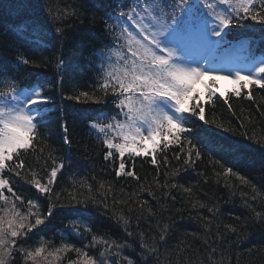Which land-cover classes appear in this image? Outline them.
Listing matches in <instances>:
<instances>
[{
	"label": "snow or ice",
	"instance_id": "1",
	"mask_svg": "<svg viewBox=\"0 0 264 264\" xmlns=\"http://www.w3.org/2000/svg\"><path fill=\"white\" fill-rule=\"evenodd\" d=\"M30 8L45 20L26 16L30 23L20 20L8 30L0 28L5 36L12 32L35 37L40 56L36 59L17 49L10 65H0V264H175L169 241L174 238L176 216L183 219L186 209L195 213L190 218L199 220V228L186 234L179 251L186 255L193 248L202 249L201 264H230L226 252L247 237L246 229L264 230V137L258 138L254 130L239 133L230 125L209 120L207 111L222 99L235 114L231 97L255 102L254 91L264 92V49H260L264 27L259 44L254 38L233 36L235 30L264 26V0H111L107 5L95 0H76L72 5L57 0L55 7L53 0H36L35 5L0 0V12L26 13ZM82 17L103 26V40L93 50L95 82L88 91L62 98L104 106L88 117L87 128L100 145L104 167L111 168L116 180L136 181L138 191L127 199L116 198L115 185L97 181L96 176H92L98 183L95 190L87 180L77 181L75 173L69 177L70 188L59 184L66 164L65 156L56 155L49 143L56 131L48 119L50 107L61 115L57 125L66 152L74 141L68 113L55 105L50 92L54 87L65 92L64 81L69 77L62 48L68 21L83 23ZM49 38L61 45L56 84L22 83V66H48L43 52ZM219 79L231 82L230 93L217 91ZM196 120L202 123L197 125ZM205 126L251 141L248 147L260 154L259 187L242 171L250 155L247 149L238 141L209 139ZM205 158L218 186L223 181L230 196L240 191L246 215L225 221L218 202L200 199L198 185L180 183L182 174L194 171ZM137 161L154 170L147 187L141 183ZM199 175L205 184L210 182L205 173ZM106 183L108 190L98 199L95 192L105 189ZM22 185H29L38 195H26ZM145 192L158 207L142 199ZM64 209L72 210L75 218L68 220L60 243L55 236L44 239L40 234ZM101 209L105 215L111 213L123 236L93 231L83 213ZM163 212L172 214L165 218ZM150 219L155 223H149ZM141 222L147 227L142 228ZM34 236L40 238L34 241ZM189 236L192 243L186 242Z\"/></svg>",
	"mask_w": 264,
	"mask_h": 264
},
{
	"label": "trees",
	"instance_id": "2",
	"mask_svg": "<svg viewBox=\"0 0 264 264\" xmlns=\"http://www.w3.org/2000/svg\"><path fill=\"white\" fill-rule=\"evenodd\" d=\"M14 1H17V2H14ZM4 2L5 3L12 2V3L24 4V5L29 4L27 0H6ZM63 2L66 4L72 5L76 3V0H63ZM95 2L98 4L106 5L110 3L111 0H95ZM53 6L54 7L57 6V0H53ZM28 10L30 13L31 11H35L33 8H30ZM20 12H21L20 10H15L11 12H0V28H3V29L8 28V27L12 28V26L14 25V20L17 19L16 17L12 16V13H15L16 15H18ZM45 18L46 17L43 14H41L40 21H44ZM82 19L84 21L83 23H81L80 20H77V19H71L68 21L69 28L67 29V37L64 42L67 43L68 46H70L71 48H75L76 46L82 47L83 45L85 46L86 44H88L87 46H90L92 48L93 46L97 45L100 42V39L103 37L102 35L103 26L101 23L92 24L89 22L88 17H82ZM248 23L251 24L252 22H248ZM262 27L264 26L254 25L252 28L235 30L233 34L243 33L244 35L254 36V35L261 34ZM4 34L5 33L0 32V44L8 45L9 43L7 40H5ZM84 48L85 47H83V49ZM43 55L45 57L51 58V62H52L51 66L55 67L56 57L54 56V54L52 56V55H49V52L47 53L43 52ZM69 60H72L73 62L72 64L74 65H76L74 61H77L79 63L80 70L82 72L80 73L79 70L75 69V71L73 72V75L69 76L71 86L65 88V92H63V94L65 95V94H71L75 91L90 90L92 86L90 84V82H92V78H90V74H91L90 67L92 65L93 52H89L88 50L84 49V52L81 55H72L68 59H65L66 65L70 66V64H68ZM36 69H33V68L31 69L29 80L32 78L34 79L36 77L37 75L36 72H38ZM41 71H44V72L50 71L49 65L46 68H42ZM55 89L56 88L54 87L52 94L55 92ZM254 96L256 97L255 102L249 101L247 99H239V98L231 97L230 103L232 105V108L234 109L235 114H233L232 111H229L228 106L224 104L222 99H218L216 102L215 108H210L207 111V118L210 120L215 119L217 123H224L226 126L230 125L233 129H237L239 133H243L247 129L249 130V134H252L254 130L255 135L259 138V136L264 135V115H262V113H264V99L261 98L262 96H264V92H261V90L256 89L254 91ZM71 104L73 103L71 102ZM90 105L91 104L78 103V105H75V107L73 108L74 110L72 112H68V124L70 126L69 130L72 135V139L74 141L70 152H66V146L62 144L61 131L59 130L58 125H57V121L59 120L57 119L54 123L51 124V126L56 131H55V134L51 137L49 143L51 144L53 148L57 150L55 153L56 155L65 156L66 169L64 171L63 176L59 179V184L62 187L70 188L72 184V180L69 179V177H71L73 173H75L76 174L75 178L77 181L87 180L88 182L93 184V187L95 190V188L98 187V183L96 181H92V176H96L97 181L99 180L110 181L114 185H116V188L114 187V190H113V195H115L116 198L127 199L128 194H130L133 191L129 189L130 187L123 188L116 184L115 182L116 180H115L114 174H112L111 168L104 167L105 162L103 161L102 155L100 154L101 153L100 145L97 144L92 139H90L89 136L87 135L86 121L85 119L82 118V114H84L82 112H84L83 106H90ZM196 122L198 125L201 124V122L198 120H196ZM242 123L245 125V127H241ZM205 127L207 128L208 133L211 134L209 139L213 137L217 142L227 141L229 143H233V142H237V141L241 142L242 140H245L242 135L232 136L231 133L223 132L216 127H208V126H205ZM221 133H223L224 136ZM68 155H71V157L73 158L69 159ZM69 163L71 164V167H67ZM138 165H140V167L142 166L141 163ZM259 166L260 165L253 166V167L249 165L244 166L246 170L253 172V175L255 174L257 178L255 179L257 186L258 185L260 186V179H259L260 176L258 174ZM195 170L200 173L203 172L209 177V180H210L209 184H212V186L207 187L208 195L210 196L211 200H212V197L214 198L212 202H218L221 205V209L224 212L223 219L225 221H231L227 217L228 215H230L229 212L227 211L230 210L229 205H233V206L235 205L234 203L235 200H233L234 199L233 196H230V190L225 189L223 187V181H221V184L219 185L221 189L218 191L215 189V188L218 189V187H215L218 185L214 182L215 177L212 175V169H209L205 161H202L201 163H199L196 166ZM142 172L144 174L142 176V180H144V177H147V181L145 185V187H147L148 182L151 181L153 178L154 170L153 168H147L146 170ZM183 176L184 174H182V177ZM187 179L193 180L191 178H187ZM202 179L204 180V178ZM129 181H132V180L129 179L128 182ZM22 190L25 191V194L30 197H32L33 195H38L37 193H35L34 189H30L29 185H22ZM107 190H108V184L106 183L105 189L101 190L100 192H95L97 198L102 199L103 193L107 192ZM236 191L238 192L237 198L241 199L240 191L239 190H236ZM243 191H249V189L247 187H243ZM142 194L144 193H141V196ZM199 195H200V190H199ZM159 196H160V193H157L158 198ZM41 199L43 200V198ZM227 199L229 202L228 204H226L225 202ZM108 203H109V207H111L112 206L111 196H109ZM168 203H169V207H171L170 200ZM155 205H157L156 200H155ZM90 207L92 206L90 205ZM119 207L120 206H117V209H116L117 211L119 210ZM176 207H180V204H177ZM235 207L236 206H234V208ZM239 208L240 206L237 207L236 214H238ZM188 210L190 209H186L184 211V214L187 213ZM124 211L125 213H127V208H125ZM103 212H104L103 209H101V211L99 212L97 211H92L91 213L84 212L83 216L87 217V222L90 224V226H92V221L96 220L97 230H99L100 234L108 233L113 238H119L123 236L124 233L122 232V230L117 226L115 221H113L110 218L111 213L109 212L108 214L105 215L103 214ZM167 213L168 214H165L167 217H169L172 214L169 212ZM136 214H137L136 211L131 213L134 219H135ZM206 215H208V213H206ZM232 216H237V215H232ZM62 218L65 219V221H68L69 219L64 213H62V215L55 216L52 219V222H55V220L60 222V223L57 222L58 229H56L55 231H51V232L49 231L46 234L41 233L40 235H43V238L45 239H50L53 236H55V242L57 244L60 243V235L65 229L64 226L66 223L65 221H63ZM149 223L154 224L155 221L150 219ZM133 227H135V224H133ZM141 227L146 228L147 224H144L143 222H141ZM97 230L93 229V231H97ZM263 232L264 230L257 229L256 235H259V233L263 234ZM39 238L40 236H37V237L34 236L33 240L35 241ZM246 238H243L241 240H245ZM76 242L79 243V241H76ZM186 242L192 243L193 238L191 237V239L190 240L188 239ZM260 242L264 243V240L261 239ZM196 243L197 245H199V242H196ZM182 247L183 245L181 244V246H179L178 248H175L176 250H178L180 255H182V259L178 260V259H173L171 257L172 261L175 262V264H201L203 260L202 249L198 250L197 248H193L189 253L185 255L179 251V249ZM258 247H261V244L258 245ZM259 250L263 252L261 253L262 255L260 256L261 260L256 259L255 257L256 253L252 254L251 257L254 258L255 260L253 264H264V248H260ZM218 256H219V253L217 254V258ZM246 263H247V260L245 261L244 264Z\"/></svg>",
	"mask_w": 264,
	"mask_h": 264
},
{
	"label": "bare ground",
	"instance_id": "3",
	"mask_svg": "<svg viewBox=\"0 0 264 264\" xmlns=\"http://www.w3.org/2000/svg\"><path fill=\"white\" fill-rule=\"evenodd\" d=\"M4 1H6V0H4ZM27 1L29 2V4H32V5H35V3H36V0H27ZM22 15L31 16L33 19L41 20V15L39 17H37L35 11H31V13H30L29 10H28V12L22 14V10H21V12L19 13L18 21L21 20ZM4 29L8 30L10 28L8 27V28H4ZM260 35H259V37H260ZM4 38H5V40L8 41L9 44L8 45L0 44V65H4V66L10 65L11 62L15 59V52H16L17 49L22 51L24 55L32 56L33 58H36V59L40 58L39 53L37 52V48L34 47V46L37 45L35 43V39H36L35 37L27 36V35L16 36L12 32H8L6 36L4 34ZM102 40H103V37L100 39V42L97 45L93 46L92 48L90 46H87L88 44H86L85 46L83 45L82 47L81 46H76L75 48H71L70 46H68L67 43L64 42L63 48H62L63 58L64 59H68L72 55H81L84 52V49L88 50L89 52H93V50L101 43ZM11 42H14V44L11 43ZM83 47H85V48L83 49ZM31 48H32V52L30 53ZM60 48H61V45L59 44V42L53 41V40H51V38H49L48 39V44H47V50H45L44 53L49 52V55L53 56V54H54V56L56 57L57 54H58L57 50L60 49ZM48 59H49L48 65H49L50 69H54L55 67L51 66V64H52L51 58H48ZM74 62H75L76 65L72 64L73 63L72 60H69V62H68V64H70V66L67 65V69H68L69 75H73V72L75 71V69L80 70L79 63L77 61H74ZM90 62H91V60H90ZM32 68L36 69L34 67H24V66L21 67V70L19 71V78H20L22 83L30 85L29 75H30V72H31ZM40 69L42 70V68H37L36 70L38 72H36V73L41 72ZM92 75H93L92 78H95L94 73H92ZM56 80H57V77L50 78V81L53 83V85L56 84ZM94 82L95 81L92 80V82H90V84L93 85ZM69 86H71L70 80L67 79V81H64V89L69 87ZM59 93L60 92L56 89L55 92L52 95L59 94ZM54 103H55V105L58 104L55 101H54ZM83 107H84L83 108L84 112H82V113H84V114H82V118L85 119V121H86V114H88L90 112L89 116H92V115H94L96 113V111L98 109L104 108L103 105H95V104H91L90 105V109H89V107H86V106H83ZM50 108H53V107H50ZM58 114L60 115V113H58ZM86 123H87V121H86ZM196 124H197V122H196ZM221 134L223 135V133H221ZM87 135L89 136L90 139H92L93 136H91L89 134V131H87ZM223 136H222V138H223ZM259 137H264V135H261ZM211 139H214V138L211 137ZM221 142H218V143H221ZM240 144H242L247 149V151L250 153V155L247 157V165H249L251 167L260 165V154L258 152H255L252 148L248 147V145L251 144V141L242 140L240 142ZM68 158L72 159L73 157H71V155H68ZM204 161L206 162L207 166L209 167L208 159L205 158ZM140 163H141L140 161H137L136 170H137V172L139 173V175L141 177V183H143L144 186H145L146 185V181L142 180V176L144 175L142 171L146 170L147 168H152V166L145 162L140 167V165H138ZM209 169H211V168L209 167ZM161 171H163V169ZM242 171H243L244 174H247L249 176V178L252 179V181L254 183H256L255 179H257V178H256L255 174L253 175V172H251L249 170H246L244 167L242 168ZM199 173L200 172H197L196 170H194V171L191 170V169L188 170V172L184 173V176L180 179V183H183V184H186V185L187 184L198 185V190H200V199L201 200H209V199H211L210 196L208 195L207 197H205L204 193L207 192V190H208L207 187H211L212 184H209V183L205 184L204 180L202 179L204 177L200 176ZM187 178H191L193 180H188ZM115 180H116V178H115ZM132 181L128 182V180H127V182H125V180H119V181L116 180L115 182L120 187H123V188L124 187H130L129 189L131 191H134V190L138 191V185H137L136 181H134V180H132ZM235 183L237 185H239L238 181H236ZM215 187H218V189L215 188L217 191L221 189L220 186H215ZM115 188H116V185H115ZM235 192H236V194H235V196H233L234 197L233 200H235L234 201V203H235L234 206H236V207L234 208L233 205H229L230 210L227 211L230 214V215L227 216L228 219H230V220L232 219V217H235V216H232V215L243 216V215H246L245 213H247V210L242 206V200L237 198V193L238 192L237 191H235ZM173 194L175 195L176 193H173ZM142 197H143L142 199H147L149 201V203L154 208L157 207V205H155V200H153L151 197H149L146 192L144 194H142ZM212 200H213V197H212ZM225 202H226V204H228L229 203L228 199ZM213 203H216V202H213ZM239 206H240L239 212H238V214H236L237 213V207H239ZM220 207H221V205H220ZM200 211L203 212L204 215H206V213H207L206 210H200ZM62 213L66 214V216L69 218L68 220H70L72 218H75V214L72 213V210H70V209L61 210L60 213H58L57 215H62ZM165 214H168V213L167 212H163L164 217L167 218V216ZM191 216H195V213H193L191 211V209L188 210L187 213H185V214L183 212V217H184L183 219H180L179 216H176V220H175L176 229H175V232H174V238L169 241V244L172 246V248L176 252V254L174 252L171 255V257L173 259H178V260L182 259V255H180L178 250H176L175 248H178L179 246H181L180 241L185 239L187 233L195 232L199 228V220L190 218ZM63 221H65V219H63ZM55 222H51V224L48 226V229L45 232H43V234H46L49 231L51 232V231H55L56 229H58V225L57 224L60 223V222H58L57 220H55ZM65 222H66L65 223V226H66L68 224V221H65ZM65 226H64V228H65ZM92 228L97 230L96 220L92 221ZM246 231L248 233L247 234V238L245 240H240L239 242L233 244L231 246L230 250L227 251L228 253H226V255H229L228 257L230 258V264H244L246 260H247L246 264H253L255 262V260H254V258L251 257L252 254L256 253L255 257H256L257 260H259L260 256L262 255L261 253H263L259 249L260 248H264V243L260 242L261 239L264 240V232H263V234L259 233V235H260L259 236V235H256L257 229L249 228V229H246ZM35 237H37V236H35ZM89 239H90V237H89ZM188 239L190 240L191 237L190 236L187 237V240ZM232 239L235 240L234 237ZM260 244H261V247H258V245H260ZM218 258H219V256H218Z\"/></svg>",
	"mask_w": 264,
	"mask_h": 264
},
{
	"label": "rangeland",
	"instance_id": "4",
	"mask_svg": "<svg viewBox=\"0 0 264 264\" xmlns=\"http://www.w3.org/2000/svg\"><path fill=\"white\" fill-rule=\"evenodd\" d=\"M199 86V85H198Z\"/></svg>",
	"mask_w": 264,
	"mask_h": 264
}]
</instances>
